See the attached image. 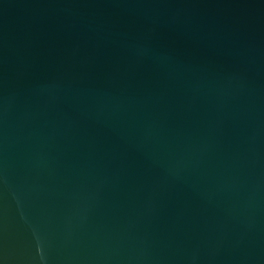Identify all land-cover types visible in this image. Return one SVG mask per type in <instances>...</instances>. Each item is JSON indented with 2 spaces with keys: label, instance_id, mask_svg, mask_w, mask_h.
Segmentation results:
<instances>
[{
  "label": "water",
  "instance_id": "obj_1",
  "mask_svg": "<svg viewBox=\"0 0 264 264\" xmlns=\"http://www.w3.org/2000/svg\"><path fill=\"white\" fill-rule=\"evenodd\" d=\"M0 264H264V0H0Z\"/></svg>",
  "mask_w": 264,
  "mask_h": 264
}]
</instances>
